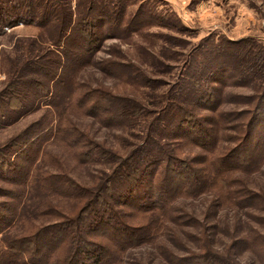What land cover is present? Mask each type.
<instances>
[{"label":"rangeland","instance_id":"374dc122","mask_svg":"<svg viewBox=\"0 0 264 264\" xmlns=\"http://www.w3.org/2000/svg\"><path fill=\"white\" fill-rule=\"evenodd\" d=\"M26 7L0 0V22L13 19L0 25V264H76L100 245L103 261L80 264H197L195 254L215 260L208 251L264 264V0ZM164 149L208 174L229 168L218 164L224 152L238 156L230 178L247 193L221 209L210 192L181 197L159 237L157 197L118 202L129 194L118 182L134 166H154L143 180L167 170ZM100 214L140 231V242L115 245L123 235L95 229Z\"/></svg>","mask_w":264,"mask_h":264},{"label":"trees","instance_id":"16d2710c","mask_svg":"<svg viewBox=\"0 0 264 264\" xmlns=\"http://www.w3.org/2000/svg\"><path fill=\"white\" fill-rule=\"evenodd\" d=\"M35 1L36 0H18L19 3H28V7L30 3H34ZM41 1L42 0H39V3ZM28 7L25 8L26 11ZM14 14L18 15V18H20L22 16H19V14H23V12L22 11L14 12ZM3 16L4 15L2 14V12H0V17H3ZM12 21H13L12 18H10V20L6 19L4 20V24H7V23L11 24ZM4 24L2 21L0 22V25H4ZM99 101L102 103V104L100 103L101 106H103V104L106 103L104 99H100ZM100 109L98 111H100ZM39 126L43 127V124L39 123ZM62 128H65V127L63 126ZM59 129H60V126H59ZM198 133L199 135H201L202 131L200 130V132ZM196 141L197 143H199L200 139L196 138ZM163 153H165V155L163 156H167V158L166 157L163 158L162 160L163 162H161V164H163L165 168H168L167 170L164 169V171H162L159 165V169L157 170L156 174H152L153 176H149L150 178L149 180H143L145 177L144 175L150 171V169L148 168H151L154 166L149 163L150 166H147L148 168L144 169V171H142V166L141 167L134 166L131 168V171L129 172L125 171L122 173L123 176H125V179L122 181L126 183V186H122L121 181L118 182L120 183V187H121L120 189L124 188L126 190L125 192L129 191V194L120 196L121 200L118 199L119 200L118 202L123 203L126 201L124 204L131 202V204L138 206L140 203L144 202L148 198L151 201H154V198L157 197V203L155 204L159 205V213L161 217L165 219L162 225L159 226V230H161V234L159 235V237H163L164 235L165 237L163 238H168L167 234H170V231L167 230V228L164 225L165 222L167 221L166 219L169 214L168 210H170L169 208L171 207V203L178 201L181 197H187L188 199H195L201 193H204V191L210 192L213 194L216 200L215 201L216 203L213 202L211 206H214V208L217 207L218 209H221L225 207H233L232 205H228V206H225V205L226 203L232 202L235 199V195L247 193L246 190L244 191L239 190L235 192L233 188L234 184H232L231 182L232 180L230 178V175H231L230 172H232L234 169H236L237 171L241 169L242 167V164L240 165L232 164L237 160L238 156L236 157L231 153L226 154V152H224L225 154H223L222 158L218 161V164L220 161H222L224 164L227 163L226 166H228L229 168L223 167L220 172H211L210 174H208L207 170H204V172L202 173L198 172V170H196L197 168L195 166H192V164L186 159L185 160L175 159L174 157H172V155H169L167 153V150L165 149ZM82 154H84V152ZM218 159L219 158H217V156H214L213 158L209 160L210 162L209 164L214 163ZM238 159L240 160V162L246 161V158L244 160L240 158ZM178 164H179L178 169L173 170L174 172H172L171 169L173 168V166L178 165ZM223 170L226 173H224ZM173 173H176L177 178L179 179L178 184L174 182L175 179H170ZM144 183H147L148 186H146V188L148 187L149 190H143ZM174 184L177 187L173 188L172 186ZM237 187L245 188L246 185L241 182L238 184ZM249 194H251V197L249 198V200L255 199L254 193H249ZM97 197H98L97 201H100L101 198H103L100 194H97ZM105 207L108 209L109 204H106ZM142 209L145 210L146 208L144 207ZM146 212H148V210ZM195 216L194 218L191 219V221H193L192 223L195 225L194 226V228H196L195 230L198 231V227H200L199 225L201 224V222ZM113 218L115 222L113 221ZM113 218L110 217L108 214H100L98 218H94L93 224L96 223V225L99 227L97 228L96 225H94L96 227L95 229L101 230V231L114 230L117 234V237H121L120 234H122L123 237L116 239V241L114 242L115 245L117 246L131 247L135 245L136 243L140 242L139 238L140 236L143 235L142 233H140V231L131 230V232H129L128 229L126 228H119V226L122 225L121 222L119 221L120 218H117L116 216H113ZM216 228L217 227L215 225V229ZM95 229L94 231H96ZM135 229H141V228L137 227ZM75 238L77 239V236ZM196 241L198 243L196 245H199V247L202 249V246H200L199 244L200 242H203V235L201 232L198 238H196ZM162 249L163 250L165 249L164 245H162ZM87 254L90 255L91 258H87L86 257ZM207 254L211 255V257L214 258L215 260H209L208 257L207 256L205 257L204 254H199V255L195 254L191 256V258L189 259H191V261L193 262H196L197 264H204V262H207L208 264H226L223 258L214 254L212 251L211 252L208 251ZM79 256L81 259L77 260L76 264H80L82 262L90 261V260H92L93 262L103 261L105 259V246L100 245L98 246L97 250H93V251L84 249L82 251V254H80ZM167 260H169L171 264L177 262V260L174 259V256L173 257L169 256ZM182 261L183 260L181 259L179 263H182Z\"/></svg>","mask_w":264,"mask_h":264}]
</instances>
